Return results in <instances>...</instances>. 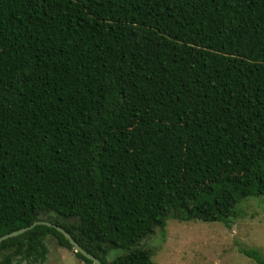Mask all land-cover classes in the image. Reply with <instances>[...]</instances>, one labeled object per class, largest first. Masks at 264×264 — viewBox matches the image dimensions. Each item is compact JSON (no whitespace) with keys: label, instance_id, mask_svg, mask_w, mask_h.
<instances>
[{"label":"trees","instance_id":"obj_1","mask_svg":"<svg viewBox=\"0 0 264 264\" xmlns=\"http://www.w3.org/2000/svg\"><path fill=\"white\" fill-rule=\"evenodd\" d=\"M261 195L264 0H0V236L43 220L154 264L168 220L231 227ZM48 236L73 250L36 224L0 264H43Z\"/></svg>","mask_w":264,"mask_h":264},{"label":"rangeland","instance_id":"obj_2","mask_svg":"<svg viewBox=\"0 0 264 264\" xmlns=\"http://www.w3.org/2000/svg\"><path fill=\"white\" fill-rule=\"evenodd\" d=\"M45 244L48 253L43 264H86L51 236ZM142 245L152 251L154 264H256L239 248H257L264 255V195L243 200L231 227L218 222L170 219ZM118 252L111 251L107 259Z\"/></svg>","mask_w":264,"mask_h":264},{"label":"water","instance_id":"obj_3","mask_svg":"<svg viewBox=\"0 0 264 264\" xmlns=\"http://www.w3.org/2000/svg\"><path fill=\"white\" fill-rule=\"evenodd\" d=\"M36 224H44V225H48V226H53L57 231H59L60 233L63 234V236L68 240V242L70 243V245L72 246V249L74 252H79L80 254H82L84 257H86L87 259H90L94 264H102L100 262V260L94 256L91 253H88L86 250H84L73 238L72 236L62 227L57 226L55 224H52L50 222L47 221H43V220H38L33 222L32 224L25 226V227H21L19 229L13 230L9 233L3 234L0 236V241L12 237V236H16L18 234H21L22 232L32 228L34 225Z\"/></svg>","mask_w":264,"mask_h":264}]
</instances>
